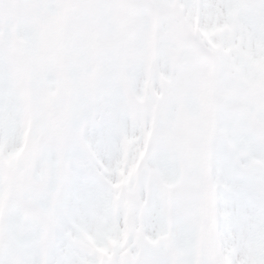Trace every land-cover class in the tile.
Masks as SVG:
<instances>
[{
  "label": "rangeland",
  "instance_id": "rangeland-1",
  "mask_svg": "<svg viewBox=\"0 0 264 264\" xmlns=\"http://www.w3.org/2000/svg\"><path fill=\"white\" fill-rule=\"evenodd\" d=\"M169 1L198 44L126 0H0V264H264V0Z\"/></svg>",
  "mask_w": 264,
  "mask_h": 264
},
{
  "label": "water",
  "instance_id": "water-1",
  "mask_svg": "<svg viewBox=\"0 0 264 264\" xmlns=\"http://www.w3.org/2000/svg\"><path fill=\"white\" fill-rule=\"evenodd\" d=\"M137 1H144V0H137ZM146 1H149L154 7H158L160 10H163L166 6L164 5V0H146ZM214 98V96H213ZM213 98H212V101H213ZM213 103H212V108H213ZM190 124H195L194 127H196L194 133H190V135H192V139L194 138V136L196 135V131H197V128H198V125L199 123L198 122H192Z\"/></svg>",
  "mask_w": 264,
  "mask_h": 264
},
{
  "label": "bare ground",
  "instance_id": "bare-ground-1",
  "mask_svg": "<svg viewBox=\"0 0 264 264\" xmlns=\"http://www.w3.org/2000/svg\"><path fill=\"white\" fill-rule=\"evenodd\" d=\"M263 107V104H259V108L261 109Z\"/></svg>",
  "mask_w": 264,
  "mask_h": 264
}]
</instances>
